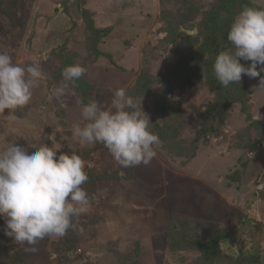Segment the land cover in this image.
<instances>
[{
  "label": "rangeland",
  "instance_id": "rangeland-1",
  "mask_svg": "<svg viewBox=\"0 0 264 264\" xmlns=\"http://www.w3.org/2000/svg\"><path fill=\"white\" fill-rule=\"evenodd\" d=\"M249 5L251 0H0V51L21 66L36 62L44 73L27 106L0 114V150L15 143L31 153V144L53 143L59 152L78 154L90 199L74 228L38 241L35 253L6 236L0 218V264H264L259 78L243 76L214 90L205 77L188 80L181 67L183 57L203 55L212 70L210 48L230 49L229 28L216 32L213 22H232ZM184 29H197L193 41ZM76 63L87 71L69 83L61 107L52 90L63 82L62 70ZM119 87L137 107L141 102L159 138L148 165L122 167L103 144H81L72 134L75 124L87 123L77 99L106 107ZM215 234L220 251L209 259L197 243Z\"/></svg>",
  "mask_w": 264,
  "mask_h": 264
},
{
  "label": "clouds",
  "instance_id": "clouds-1",
  "mask_svg": "<svg viewBox=\"0 0 264 264\" xmlns=\"http://www.w3.org/2000/svg\"><path fill=\"white\" fill-rule=\"evenodd\" d=\"M227 41L230 49L219 52L213 63L219 85L226 88L247 76L259 78L256 88L264 90V5L251 0V5L244 6L229 26ZM241 60L250 64L245 66ZM86 71L78 63L62 70L63 82L52 90L61 107L69 83L74 84ZM43 78L36 62L21 66L13 63L6 51H0V114L27 106ZM76 103L87 121L72 129L81 144H103L125 168L148 165L155 157L159 138L150 131L151 122L141 102L137 107L125 88H116L106 107L96 100L83 104L78 98ZM31 147L35 148L31 153L15 143L0 150V218L4 234L17 246H32L24 250L35 253L38 241L63 237L74 228V218L88 212L90 199L82 187L89 179L86 165L78 154L59 152L61 148L53 143Z\"/></svg>",
  "mask_w": 264,
  "mask_h": 264
},
{
  "label": "trees",
  "instance_id": "trees-1",
  "mask_svg": "<svg viewBox=\"0 0 264 264\" xmlns=\"http://www.w3.org/2000/svg\"><path fill=\"white\" fill-rule=\"evenodd\" d=\"M222 17H223V15H222ZM217 22H219V21H217ZM183 24L186 25L187 27H194L193 25L188 24V23H183ZM205 24H208V22L206 20L203 22V24H199V28L201 31H202L201 28H204ZM213 24H214V26L217 27L216 32L217 31L219 32V28H221V30L229 28L231 22L230 21H223V23H221V24L213 22ZM185 33H183V34H185ZM185 37L187 39H189L190 41L194 40V38H191L190 35H186ZM209 52H210V56L215 60L214 57H216V55L221 51L217 47H213V48H210ZM202 56L203 55H200V57H198V58H193V56H190V54H189L187 58L183 57V59H182L183 62L181 63V67H184L185 69H187L188 74L190 75L188 77V80L191 79L193 77L192 75H194V74L205 77L206 79H209L210 87L213 88L214 90H217V88L219 87V82L216 80V78L214 76V72L212 71L213 66H212V70L209 69L210 62L208 60L202 61V59H204V58H201ZM208 63H209V65H208ZM213 63H214V61H213ZM177 72H179V70ZM189 85L192 87L195 86V84L192 82V80L190 81ZM220 238H221L220 235L216 236V234H215L214 239L209 240L207 242H202V243L198 242L197 243L198 248L203 250L206 258L210 259L214 254H216L217 251L218 252L220 251V249H219L220 248V246H219Z\"/></svg>",
  "mask_w": 264,
  "mask_h": 264
},
{
  "label": "water",
  "instance_id": "water-1",
  "mask_svg": "<svg viewBox=\"0 0 264 264\" xmlns=\"http://www.w3.org/2000/svg\"><path fill=\"white\" fill-rule=\"evenodd\" d=\"M184 30H185V32H186L187 34H189V35L197 33V29H193V30L184 29Z\"/></svg>",
  "mask_w": 264,
  "mask_h": 264
}]
</instances>
